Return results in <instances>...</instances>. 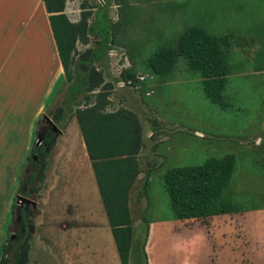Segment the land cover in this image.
Returning a JSON list of instances; mask_svg holds the SVG:
<instances>
[{
    "label": "rangeland",
    "instance_id": "374dc122",
    "mask_svg": "<svg viewBox=\"0 0 264 264\" xmlns=\"http://www.w3.org/2000/svg\"><path fill=\"white\" fill-rule=\"evenodd\" d=\"M63 2L75 38L73 79L37 129L44 116L63 131L87 109L121 113L107 126L111 154L100 162L110 214L128 233V264H217L218 218L264 205L255 198L264 191V0ZM181 133L233 147L177 146L175 168L159 145ZM31 156L19 169L2 264H58L61 257L57 236L45 235L46 220L57 224L45 206L61 204L48 193L43 156L42 172L23 190L28 196L20 189L39 164ZM17 196L36 202L25 230Z\"/></svg>",
    "mask_w": 264,
    "mask_h": 264
},
{
    "label": "crops",
    "instance_id": "0c3cea01",
    "mask_svg": "<svg viewBox=\"0 0 264 264\" xmlns=\"http://www.w3.org/2000/svg\"><path fill=\"white\" fill-rule=\"evenodd\" d=\"M51 30L43 0H0V264L19 169L26 164L36 144L39 116L66 81ZM77 123L63 131L58 129L57 135L52 132L50 138H53L42 155L48 193L57 194L56 201L61 204L45 206L47 215L57 216L56 225L45 221V235L54 234L58 238L55 246L61 256L58 264H106L108 261L121 264L113 228ZM166 135L159 150L165 153L169 166L176 164L175 168L177 146L193 147L194 144L201 151L212 149L214 153L232 146L226 142L195 140L182 133ZM186 158L189 157H184L187 162ZM209 160L205 158L196 165ZM42 164L40 171L43 161ZM83 183H88L90 204L83 194L88 190ZM255 198L264 204V191L257 192ZM35 205L36 202L31 206ZM217 231V238L213 240L216 243H212L218 247L214 254L217 264H264V205L245 211L234 208L232 214L224 213L218 218ZM101 238L107 239L102 243ZM211 253L210 249L209 257Z\"/></svg>",
    "mask_w": 264,
    "mask_h": 264
},
{
    "label": "trees",
    "instance_id": "16d2710c",
    "mask_svg": "<svg viewBox=\"0 0 264 264\" xmlns=\"http://www.w3.org/2000/svg\"><path fill=\"white\" fill-rule=\"evenodd\" d=\"M45 5L46 12L49 14V22L51 26V31L53 32L54 39L57 46L58 56L60 59V63L64 72V76L67 82H71L73 79V70L72 64L74 61L75 54V38L73 36V30L66 20L65 15L63 14L64 2L63 0H43ZM55 19H58L60 31L62 33V38L59 37L56 27H55ZM121 114V113H120ZM120 114L109 115L105 114L102 116H98L95 110H85L80 112L77 121L82 133V137L85 143V147L87 153L89 155L90 160L93 164V169L96 174L98 188L105 204L107 214L113 228V235L115 238V243L117 247V253L120 259L121 264H128L129 261V238L128 233L126 232V228L124 224L121 222H116L114 217L110 214L109 209V200L111 198L107 197L104 192V184L106 183L104 178L103 166L104 163L100 162L106 157H109L111 154V150L109 152V138H108V124L111 125L113 120H115ZM120 127V126H115ZM51 139L45 140L46 144L41 145L39 147H33L31 153L35 154L38 157V165H35V171L29 176L25 184L21 185L20 189L24 196H28V193L23 191L27 186H32L34 176L37 171L41 169V156L45 153L46 147L50 144ZM108 144V145H107ZM31 160V159H30ZM25 207V206H24ZM118 215L120 214L119 210H117ZM19 214L23 221L27 223L28 212H25L24 209L19 210ZM2 261L4 259L2 258ZM2 264V262H1Z\"/></svg>",
    "mask_w": 264,
    "mask_h": 264
},
{
    "label": "flooded vegetation",
    "instance_id": "af4514ba",
    "mask_svg": "<svg viewBox=\"0 0 264 264\" xmlns=\"http://www.w3.org/2000/svg\"><path fill=\"white\" fill-rule=\"evenodd\" d=\"M42 133V136H41V139H42V141H41V143L39 144V145H36L35 144V146L34 147H39V146H41V145H45L46 144V142H45V140H47V139H49L50 138V136L52 135V131H51V129H50V127L47 125V123H46V125L44 126V127H41L40 129H39ZM38 130V131H39ZM37 131V132H38ZM51 138H53V137H51ZM32 155H35V154H32ZM36 156V155H35ZM37 157V156H36ZM38 158V157H37ZM31 159V158H30ZM37 160V159H36ZM39 160V159H38ZM31 161L33 162V160L31 159ZM24 206H19L18 204H17V206H16V212H15V214H16V216L18 217V220H19V222H20V225H21V227H22V229L23 230H25L27 227H28V224L26 223V222H24L23 221V218H21V215L19 214V210L20 209H24V211L25 212H27L28 211V206H31L32 204H26L25 202H24ZM14 238V237H13ZM13 238H11V236H10V241L13 239Z\"/></svg>",
    "mask_w": 264,
    "mask_h": 264
},
{
    "label": "water",
    "instance_id": "95a60500",
    "mask_svg": "<svg viewBox=\"0 0 264 264\" xmlns=\"http://www.w3.org/2000/svg\"><path fill=\"white\" fill-rule=\"evenodd\" d=\"M44 120H45V122L47 123V125L50 127V129H51V131L53 132V133H55L56 135L59 133V130H58V128L55 126V124L47 117V116H44ZM42 132L39 130L38 131V133H37V141H36V145H39L40 143H41V141H42V139H41V136H42V134H41ZM31 159L33 160V161H35L36 159H37V157L35 156V155H32L31 156ZM17 200L19 201V200H21L22 202H25L26 204H34V202L33 201H31V200H29V199H27V198H24V197H22V196H17ZM14 236H12L11 235V238H13Z\"/></svg>",
    "mask_w": 264,
    "mask_h": 264
}]
</instances>
